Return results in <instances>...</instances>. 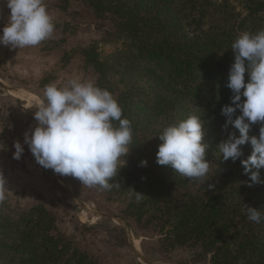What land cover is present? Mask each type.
Segmentation results:
<instances>
[{
    "label": "trees",
    "instance_id": "trees-1",
    "mask_svg": "<svg viewBox=\"0 0 264 264\" xmlns=\"http://www.w3.org/2000/svg\"><path fill=\"white\" fill-rule=\"evenodd\" d=\"M57 1L66 10L72 0ZM79 1L110 22L109 35L123 46L104 57L90 46L85 55L95 84L118 100L133 128L126 164L106 192L126 201L124 214L135 224L156 226L168 251L189 248L207 264H264V221H250L244 208H264V183L248 186L241 164L252 145H242L235 162L218 151L230 134L240 135L221 114L233 95L226 86L231 45L242 32L264 29V0ZM190 115L200 116L208 146L209 172L200 181L157 163L159 133ZM259 128L254 124L249 136L258 137ZM260 175L264 180V168ZM0 264L101 263L58 234L54 217L36 204L13 218L0 215Z\"/></svg>",
    "mask_w": 264,
    "mask_h": 264
},
{
    "label": "clouds",
    "instance_id": "clouds-1",
    "mask_svg": "<svg viewBox=\"0 0 264 264\" xmlns=\"http://www.w3.org/2000/svg\"><path fill=\"white\" fill-rule=\"evenodd\" d=\"M6 4L10 15L0 30V45L20 49L51 38L55 22L45 0H6ZM231 49L234 63L226 86L233 95L231 104L223 106L221 114L227 118L226 124L238 129L240 135L230 134L218 144V151L224 161L235 162L243 154L241 146L250 142L253 151L241 164L244 173L250 174L251 187L264 183L260 175V169L264 168V29L255 34L240 33ZM35 109L37 123L25 133L24 143L36 162L61 176L78 179L83 186L110 189V182L126 164L121 158L129 153L133 138L132 122L122 118L118 100L91 80L72 79L65 86L47 85ZM238 110L240 114L236 115ZM254 124H260L258 137L249 136ZM203 136V122L197 115L168 126L159 133L162 143L158 145L157 163L170 166L185 178L203 180L210 167L205 159L208 146L202 143ZM14 146V158L19 159L24 147L19 141ZM140 164L146 166L147 161ZM213 187L208 185L209 189ZM6 190L7 180L0 172V201ZM244 208L250 221H264L261 211L264 208L245 204Z\"/></svg>",
    "mask_w": 264,
    "mask_h": 264
},
{
    "label": "rangeland",
    "instance_id": "rangeland-1",
    "mask_svg": "<svg viewBox=\"0 0 264 264\" xmlns=\"http://www.w3.org/2000/svg\"><path fill=\"white\" fill-rule=\"evenodd\" d=\"M45 3L55 22L51 38L20 49L0 45V172L7 180L0 215L13 218L41 204L54 217L58 234L101 264H207L195 260L189 248L166 250L156 226L135 224L124 214L122 197L45 169L24 143L25 133L37 123L35 105L47 85L65 86L72 79L95 82L92 69L85 66L89 47L95 46L101 57L123 48L109 35L110 22L96 19L81 1H70L66 10L57 0ZM9 15L6 0H0V30ZM17 141L24 147L19 159L13 155Z\"/></svg>",
    "mask_w": 264,
    "mask_h": 264
}]
</instances>
